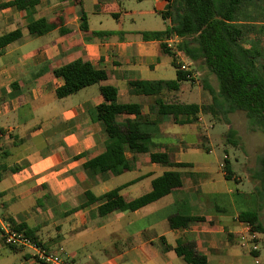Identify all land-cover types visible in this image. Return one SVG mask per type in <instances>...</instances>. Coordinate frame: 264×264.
I'll use <instances>...</instances> for the list:
<instances>
[{
  "label": "crops",
  "instance_id": "crops-1",
  "mask_svg": "<svg viewBox=\"0 0 264 264\" xmlns=\"http://www.w3.org/2000/svg\"><path fill=\"white\" fill-rule=\"evenodd\" d=\"M11 1L0 0V37L8 33L17 35L0 48L1 220L11 218L16 223L37 227L36 234L45 250L70 257L75 264H187L174 249L180 237L195 241L198 251L206 256L207 264L211 258L218 264H227V260L242 255L237 242L246 237L250 226L239 218L243 211L257 212L263 230L256 235L264 244V208L257 201L250 202L248 195L252 191L247 192L243 205L252 203L257 209L239 208L230 189L222 192L211 188L217 181L226 180L225 172L219 168V159H216L217 170L212 172L210 161L197 163L175 157V152L205 151L199 145L201 133L196 123L178 124L171 115H157L155 99L199 103L186 98L190 84L184 85V82L189 80L180 82L176 90L163 89L155 95L129 91L128 82L132 80H172L158 77L168 65L176 74L172 57L161 49V41L143 40L140 34L165 27L136 23L137 17L142 20L146 15L160 14L165 0H146L152 7L138 10L124 8L122 0H38L33 7L1 6ZM82 12L86 14L87 31L80 29ZM108 17L115 21L114 25H104ZM38 19H45L49 29L34 34L29 24ZM165 22L169 24L168 20ZM256 26L260 27V46L264 49V21L257 22ZM92 31L115 33L94 37L90 34ZM178 39L174 35L164 42L167 46L171 41V46L167 47L179 57L175 61L182 63L185 58L174 46ZM77 59L106 71L107 79L100 84L114 85L119 103L141 106L144 120L140 129L150 134V140H162L150 141V151L167 152L171 161L188 162L191 166L168 167L151 162L148 153L127 152L129 169L118 175L83 168L86 161L105 150L106 135L96 112L97 105L103 101L99 84L64 97L55 95V90L64 84V78L54 75V69ZM201 113L197 120L202 119ZM134 117V114H121L116 120L121 122ZM183 130L192 137V142L181 139ZM147 164L151 168L144 170ZM13 167L19 169L11 171ZM171 169L179 172L181 186L136 210H114L99 215L97 207L103 199L76 208L84 202L86 190L102 196L119 189L124 199L132 200L150 190L153 178ZM126 173L134 175L112 188L103 186ZM203 186L210 188L205 197L199 194ZM138 187L144 191L128 196ZM97 188L100 191H96ZM220 200L225 206L218 205ZM176 213L201 216L204 220L172 229L168 217ZM95 233L100 235L97 252H82ZM161 237L170 249L163 250ZM67 243L78 246L65 251L62 244ZM257 244L255 257L259 258L260 243ZM15 246L17 249H10L0 233V253L18 255V264H33L35 252L28 247Z\"/></svg>",
  "mask_w": 264,
  "mask_h": 264
},
{
  "label": "trees",
  "instance_id": "trees-1",
  "mask_svg": "<svg viewBox=\"0 0 264 264\" xmlns=\"http://www.w3.org/2000/svg\"><path fill=\"white\" fill-rule=\"evenodd\" d=\"M38 0H12L3 5L33 7ZM164 8L159 12L169 24L162 30L140 32L143 40H159L161 49L172 57L175 67V78L172 80H132L128 84L130 92L136 94L155 95L163 89L176 90L179 83L190 80V71H183L175 61L174 52L166 46L164 40L176 35L175 50L179 51L193 62L202 61L217 80V89L207 77L201 79L203 103L165 102L155 99L157 115H171L178 124L194 123L198 113L206 108L213 109L222 115L227 123V115L235 110L245 112L249 126L264 133V49L261 48V38L258 35L260 27L256 23L264 21V0H165ZM34 34H41L49 29L45 19H38L29 24ZM80 29L88 30L86 14L80 16ZM114 31H92L94 37H107ZM254 34V37L250 35ZM16 33H8L0 37V48L16 38ZM54 75L64 78V84L55 90L57 97L70 95L86 86L99 84V92L103 101L97 105V117L106 135L105 150L83 164L101 174L118 175L129 169V158L126 153H148L153 163L168 167H188V162H173L167 152H152L148 147L150 134L140 129L144 120L141 106L137 103H119L117 88L111 84H100L107 79L104 69L96 68L90 62L80 59L66 63L54 69ZM209 102L205 103V95ZM213 112V111H212ZM121 114H134L133 119L117 121ZM236 131L229 128L228 140L236 143ZM19 167L10 170L16 171ZM225 179L230 177V162L226 155L223 158ZM1 177V174H0ZM253 179L259 184L254 186L257 202L264 203V153L257 157V168ZM181 186L180 174L177 170H166L151 180L148 192L126 200L119 189L111 190L102 196H95L90 190L84 192V202L76 208L87 206L94 201L103 199L97 207V213L104 215L114 210L133 211L153 202ZM74 208L71 211H74ZM239 218L249 222L251 230L261 232L262 225L256 211L240 212ZM201 216L172 214L168 217L170 228H184L198 221ZM12 230L20 232L24 237L45 249L36 234L37 227H29L25 223H16L7 219ZM1 233V229H0ZM163 250L171 248L164 238H160ZM10 249H17L14 244H7ZM175 251L182 256L187 264H207L206 256L198 251L193 240L180 237L176 240ZM250 254L257 255L256 250ZM36 257V256H35ZM36 260L43 264L37 257Z\"/></svg>",
  "mask_w": 264,
  "mask_h": 264
},
{
  "label": "rangeland",
  "instance_id": "rangeland-1",
  "mask_svg": "<svg viewBox=\"0 0 264 264\" xmlns=\"http://www.w3.org/2000/svg\"><path fill=\"white\" fill-rule=\"evenodd\" d=\"M138 0H122V6L124 8H129L132 10L151 8V2L142 0V2ZM166 20L162 18L160 14L152 13L144 16V19H140V17L136 18L137 25H146L150 27H166ZM105 26L114 25L115 21L108 17V19L104 20ZM182 54V53H180ZM185 58V64H188V68L190 71V80L189 82H184V85H189L186 95L188 101H199V103H203L201 100L202 89L200 86V81L203 77H207L210 84L217 89V80L214 74L210 73L204 66H202V61L193 62L185 55L182 54ZM179 60V57H175ZM168 60V57H167ZM160 78L163 79H174L175 74L172 67L168 65L167 69L159 72ZM185 95V94H184ZM205 103L209 102V97L207 94L205 95ZM213 111V112H212ZM202 119L197 120L196 129L201 133L199 145L203 150L212 149L213 153H207L205 151L196 152V151H185V152H175V157L178 159L186 160L190 159L196 161L197 163H202L203 161H210V169L212 172L217 170L216 159H219V168L221 171L223 170V158L226 155L227 159L230 162V179L222 180L220 183L217 181L216 184H212V189L221 190L222 192H226L227 189L232 191L231 196H233L236 200V203L239 208L244 209H257L253 207V205L245 206L243 205V201L247 198V192L250 193L248 197H250L251 201H257V195L254 193V186H257L259 182L253 179L254 170L257 168V157L264 153V133H262L257 128H251L249 126L246 114L242 110H235L227 115V119L229 123L226 122L222 115L216 113L215 110L206 108L201 113ZM229 128H233L236 131V143H232L228 140L227 131ZM199 129V130H198ZM184 131V130H183ZM183 139L185 142H192V137L189 136L185 131L183 132ZM181 132V131H180ZM177 132V133H180ZM176 133V132H173ZM151 142H161V139L150 140ZM218 165V163H217ZM151 165L147 164L144 166V170L150 169ZM184 169V168H183ZM181 168V170H183ZM155 171H159V169H152ZM214 174V173H213ZM133 173H126L116 178H112L108 180L104 187L112 188L113 186L128 180L132 177ZM209 187V186H208ZM206 186L201 187V191L199 194L205 197V192L210 189ZM96 191H100L98 188ZM144 191V188L138 187L136 191L131 192L128 196L137 195V193H141ZM242 192H244L242 194ZM218 200V199H217ZM218 205H224L223 201H218ZM264 208V203H262ZM252 232V231H251ZM251 232L246 233V237L244 239H240L238 243L239 249L242 252L239 258L235 260H227V264H264V244L261 243V239L256 235V238L251 236ZM258 234V232H256ZM99 233H95L89 241V244L86 248L82 249V252L91 251L92 253H96L98 250V242H99ZM260 243V257L256 258L255 256L250 254V251L253 250L252 246L254 244ZM103 244V243H101ZM65 247V251L77 247L76 243H67L66 245L62 244ZM104 245V244H103ZM257 250V249H256ZM19 257L14 253H7L1 251L0 253V264H18ZM37 260L34 258L33 264H37ZM210 264H218L214 259H210Z\"/></svg>",
  "mask_w": 264,
  "mask_h": 264
},
{
  "label": "built area",
  "instance_id": "built-area-1",
  "mask_svg": "<svg viewBox=\"0 0 264 264\" xmlns=\"http://www.w3.org/2000/svg\"><path fill=\"white\" fill-rule=\"evenodd\" d=\"M167 46L168 47L171 46V41H170V45ZM179 68L183 71H189L188 64L185 63H180ZM0 136H1V132H0ZM0 229H1L2 237L6 244H14V245L30 248L35 252V256L40 261H42L43 264H75V262L70 257L63 256L58 252H50L39 247L31 240L24 237L22 233L12 230L9 223L5 220H1V218H0ZM248 231L249 232L252 231L250 226L248 227ZM251 236L253 238H256V232L252 231ZM252 248L253 250H256L257 245L254 244Z\"/></svg>",
  "mask_w": 264,
  "mask_h": 264
}]
</instances>
